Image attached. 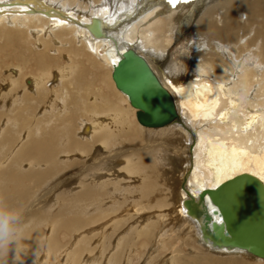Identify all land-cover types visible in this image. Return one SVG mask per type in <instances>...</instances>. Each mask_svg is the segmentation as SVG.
Here are the masks:
<instances>
[{
    "label": "bare ground",
    "instance_id": "1",
    "mask_svg": "<svg viewBox=\"0 0 264 264\" xmlns=\"http://www.w3.org/2000/svg\"><path fill=\"white\" fill-rule=\"evenodd\" d=\"M206 1L0 0V233L15 237L0 264H249L190 209L240 176L264 185V0H216L200 20ZM194 17L204 43L170 54ZM128 50L171 122L141 124L117 88Z\"/></svg>",
    "mask_w": 264,
    "mask_h": 264
},
{
    "label": "water",
    "instance_id": "2",
    "mask_svg": "<svg viewBox=\"0 0 264 264\" xmlns=\"http://www.w3.org/2000/svg\"><path fill=\"white\" fill-rule=\"evenodd\" d=\"M113 81L139 109L138 121L147 126L171 122L177 115L174 101L154 78L146 61L128 50L115 66ZM239 185V193L234 186ZM206 195L213 208L206 205ZM203 239L218 249L240 251L264 259V185L244 175L200 195ZM205 201V202H204ZM211 208V209H210ZM215 209V211H213Z\"/></svg>",
    "mask_w": 264,
    "mask_h": 264
},
{
    "label": "rangeland",
    "instance_id": "3",
    "mask_svg": "<svg viewBox=\"0 0 264 264\" xmlns=\"http://www.w3.org/2000/svg\"><path fill=\"white\" fill-rule=\"evenodd\" d=\"M214 3H216V0H208V1H206L205 3H203L201 6H200V9H199V14L197 15V16H199L200 17V20H201V18L203 17L201 14L204 12V10L206 9V8H209L208 6H210V5H212V4H214ZM179 15H178V19H177V21L178 22H184V21H186L185 19V10L183 9V10H179ZM202 16V17H201ZM183 19V20H182ZM197 20H198V18H196V17H194L193 19L191 18V20L189 21V22H191V23H189L188 21V23H187V26L186 25H184L183 24V26L181 25V26H179V29L181 30V32H180V34H183V38L181 39V41H178L177 43H176V45L175 46H173V49H170V54H173L174 52H176V50H178V49H180V51H183L184 50V47L186 46V44H185V42L186 41H189L191 38H193V39H195V41H196V44L198 45V44H203L204 43V40H205V38H204V36H203V34L201 33V31H199V30H197V24H198V22H197ZM196 21V22H195ZM193 22V23H192ZM194 28V29H193ZM193 31V32H192ZM183 32V33H182ZM186 34V35H185ZM195 35V36H194ZM197 35V36H196ZM202 35V36H201ZM203 38V39H202ZM206 38H208V36H206ZM191 41V40H190ZM181 42V43H180ZM177 48V49H176ZM170 61H171V63H170ZM167 62H169L171 65V67L173 66L172 64H173V62H174V59H172V57L170 56L168 59H167ZM115 85V84H114ZM48 111V110H47ZM41 113L39 112V113H37V115H40ZM23 170L25 171L26 169L23 167ZM73 176L74 177H77V178H75V180H74V182L76 181V179L78 180V178L80 177L79 175H77L76 173H74L73 174ZM73 176H70L68 179H65L64 181H63V183H62V187L61 188H57V190H63L64 188H68L67 186H69L68 185V182H70V181H72V179H73ZM71 179V180H70ZM78 182V181H77ZM58 183V180H55V184H57ZM63 185H67V186H63ZM57 190H56V192H54V193H57ZM54 193H49V195H48V197L46 198V199H44V200H42V201H47V203H50V202H52L53 201V195H54ZM40 195V192L38 193V196ZM56 195V194H55ZM40 198V197H39ZM42 198H40V200H41ZM38 207H44L43 206V204L41 203V201H40V204H39V206ZM39 210V209H38ZM43 210V209H42ZM14 220V219H13ZM43 231H45V232H47V235L49 236V232L47 231V229L46 228H44L43 229ZM97 232H100V230H94V231H91L90 233H89V236L90 235H93L94 233H97ZM214 255V254H213ZM245 257H246V255H244ZM243 257V256H242ZM246 259H248V261H249V264H256V261L254 260V258H253V260L251 259V256H248V258H246ZM259 264H263V263H259Z\"/></svg>",
    "mask_w": 264,
    "mask_h": 264
},
{
    "label": "snow or ice",
    "instance_id": "4",
    "mask_svg": "<svg viewBox=\"0 0 264 264\" xmlns=\"http://www.w3.org/2000/svg\"><path fill=\"white\" fill-rule=\"evenodd\" d=\"M166 2L168 5H171L172 8L174 9L179 3L189 4V3H194L195 0H166ZM224 50L226 51V49ZM113 63H115V61H113ZM222 116H223V113H221V117ZM261 179H264V176H261ZM233 190L235 193H239V190H240L239 185H235ZM213 211H215V209H213Z\"/></svg>",
    "mask_w": 264,
    "mask_h": 264
},
{
    "label": "clouds",
    "instance_id": "5",
    "mask_svg": "<svg viewBox=\"0 0 264 264\" xmlns=\"http://www.w3.org/2000/svg\"><path fill=\"white\" fill-rule=\"evenodd\" d=\"M15 237H10L8 239H5L2 235V233H0V256H6L8 254V242L9 239H14ZM19 249V244H17V248L16 251H18Z\"/></svg>",
    "mask_w": 264,
    "mask_h": 264
}]
</instances>
